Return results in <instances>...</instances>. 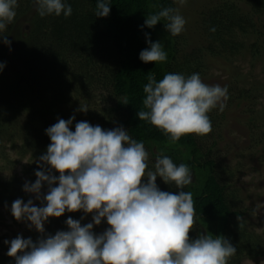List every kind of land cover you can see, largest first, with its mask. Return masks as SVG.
I'll use <instances>...</instances> for the list:
<instances>
[{"label":"clouds","instance_id":"obj_1","mask_svg":"<svg viewBox=\"0 0 264 264\" xmlns=\"http://www.w3.org/2000/svg\"><path fill=\"white\" fill-rule=\"evenodd\" d=\"M173 2L183 6L188 0ZM33 4L41 17H69L73 12L66 0H33ZM111 5V0H97L95 16L107 17ZM17 7L18 0H0V37L7 45L11 41L4 32ZM162 20L172 36L185 30L186 19L178 8H163L147 16L144 23L152 28ZM147 43L149 47L139 54L141 61L167 60L159 41L149 37ZM5 67L6 62H0V72ZM143 92V109L137 116L172 143L187 134H208L212 128L209 113L217 108L224 111L229 98L226 85L206 84L199 73L169 72L159 81L152 73ZM122 101L128 104L127 97ZM88 109L81 104L77 111ZM74 120V115L60 118L45 130L51 140L40 157L45 170H37L35 182L23 186L24 191L36 194L42 206L21 198L11 204L12 216L41 234L35 241L22 234L4 241L9 246L6 254L15 264H228L237 249L226 236L203 233L189 237L195 209L192 193L184 190L193 183L188 165H177L158 153L154 170H149L144 142L133 139L123 126L106 130L80 121L73 131ZM157 177L179 191L161 190ZM45 182L48 191L43 194ZM81 210L85 216L92 214V222L82 224L69 216L65 221L68 230L46 233L50 217ZM105 220L108 227L97 234L94 226Z\"/></svg>","mask_w":264,"mask_h":264},{"label":"trees","instance_id":"obj_2","mask_svg":"<svg viewBox=\"0 0 264 264\" xmlns=\"http://www.w3.org/2000/svg\"><path fill=\"white\" fill-rule=\"evenodd\" d=\"M243 1L247 8L231 0L212 7L203 19L201 28V34L207 39L189 49L183 36H172L167 32L165 21L158 22L152 28L144 23L147 16L163 8H177L173 0H111V11L107 17L95 16L97 0H66L73 9L69 17H41L33 0H18L14 19L26 15L31 17L29 32L22 26V34L15 36L18 42L28 44L21 52V57H26V63L23 62L25 67L19 69V75L26 77L37 90L42 88L47 93L46 97L35 93L40 97L46 124L39 126L40 122L31 114L32 118L22 128H17L22 139L21 149L30 151L33 158L40 160L51 143L45 130L63 116L64 100L74 98L80 90H84L82 99H93L100 90L103 95L100 110L89 111V114L102 128L107 130L123 126L133 139L143 141L149 152V170H154L158 153L169 156L177 165L184 163L189 166L193 183L184 190L192 193L195 209L189 237L194 239L203 233L226 236L237 249L228 264H235L245 256L255 260L263 258L264 236L249 230L245 222L247 208L241 204L236 189L228 190L223 171L219 170V160L213 149L204 145V138L208 134H187L172 143L160 130L137 116V112L143 109V86L148 83V76L152 73L157 81L169 72L186 76L199 73L201 76L213 58L229 60L247 52L251 57L264 60V0ZM212 28H215L214 32ZM249 36H253L250 42L245 40ZM149 37L153 42L161 43L167 53L166 61L145 63L140 60V52L149 47ZM0 52L3 57L9 52L2 37ZM76 59L80 64L78 70L68 72L66 65ZM215 64L222 66L219 62ZM0 78L2 82L11 81L4 72ZM258 85L252 89L245 85L239 87L237 99L233 102L237 101L243 111L248 112L255 105L258 92L264 91V83ZM124 97H127L128 104L122 103ZM31 101L23 105L9 104L7 110L0 109V115H4V111L17 113L21 108L32 109ZM212 111L209 113L211 131L219 125L213 122ZM256 118L252 114L247 115L250 126L245 134L251 138L249 148L260 145L254 132L259 125ZM8 133H14V130L6 128L4 120L0 119V139L6 134L12 139L16 138L12 134L8 136ZM215 133L218 135V132ZM43 164L40 160L28 168L35 179L38 178L35 175L37 170H45ZM53 174L58 176L59 172L53 170ZM161 190L179 191L164 182ZM80 215L81 211H77L66 212L58 218L50 217V222L45 224L46 233L54 235L58 230H68L66 219L71 216L79 220ZM107 227L105 220L103 231ZM94 231L99 234L102 230L94 227ZM40 236L37 232L31 238L35 241Z\"/></svg>","mask_w":264,"mask_h":264},{"label":"rangeland","instance_id":"obj_3","mask_svg":"<svg viewBox=\"0 0 264 264\" xmlns=\"http://www.w3.org/2000/svg\"><path fill=\"white\" fill-rule=\"evenodd\" d=\"M224 1L227 0H188L186 5H177L179 14L186 19L185 30L180 35L184 37L185 41L187 40L189 49L197 46V43L202 41L204 43V39H207L201 34L203 19L212 7L222 4ZM231 1H235L240 7L247 8L243 0ZM30 18V15H26V17L14 19L6 26L5 34L11 44L4 43L9 51L7 55L3 57L0 52V62H6V67L0 72V77L4 72L6 77L12 81L2 82V78H0V109L7 110L9 104L20 105L21 103L23 105L32 100V106L29 105L32 109L21 108L17 113L4 111V115H0L6 128L14 130V133H8V136L12 134L16 137L12 139L6 134L2 135L0 139V264H15L14 258L6 254L9 247L4 243L6 239L11 240L18 234L28 238L37 233L35 229H29L25 222L17 221L12 216V202L21 198L26 203L32 199L36 206H42L41 201L36 199V194L28 193L23 189L26 182H35L36 179L28 168L32 163H37L40 160L37 157L33 158L30 151L25 152L21 149L22 139L17 133V128H22L26 121L32 118V115L38 123L40 122L39 126L46 124L44 109L39 102L40 97L35 93L39 92L43 97H46L47 93L45 94L42 88L37 90L34 86V89L33 84H30L26 77L19 75V69L25 67L23 62L26 63V57L23 59L21 52L26 49L28 44L18 42L15 36L22 34L20 32L22 26L29 32ZM252 39L253 36L245 38L248 42ZM229 60L221 57L213 58L201 74V79L206 84H219L222 87L226 85L229 97L224 111L221 112L218 108L213 109L211 118L219 125L208 133L207 138L205 136L204 145L211 147L219 160V170L223 171V179L229 185L228 190L236 189L237 195L241 197V204L247 208L248 215L245 222L248 223L249 230L264 236V91L258 92L259 97L248 112L243 111V107H240L237 101L233 102L237 99L239 87L245 85L248 89H252L254 86L258 87V83H264V60L251 57L248 52L245 55L238 54L234 59ZM217 62L222 66L216 65ZM78 63L79 61L76 59L75 62L67 64V71L78 70L80 65ZM82 91L84 90L77 91L75 93L77 96L74 98H66L62 104L63 116L61 118L67 120L73 115L75 116L71 126L73 131L75 123L80 121L90 122L93 126L97 125V120L92 118L89 111L99 112L103 98L102 92L98 90L93 99L86 100L82 99ZM81 104L89 108L86 113L77 111ZM250 114L256 116L259 122L254 132L260 145L254 148H249L251 138L249 139L248 134H245L250 126L247 119V115ZM56 122L58 121L55 120ZM215 132H218V135ZM142 179L146 180L147 177ZM157 183L162 188V178L157 177ZM47 191L48 185L45 182L42 193L46 194ZM81 217L84 218L81 219ZM79 220L82 224L92 222V214L85 216L81 210ZM94 227L103 232V222ZM235 264H264V257L255 260L245 256Z\"/></svg>","mask_w":264,"mask_h":264}]
</instances>
